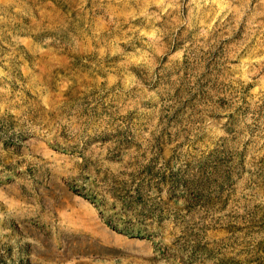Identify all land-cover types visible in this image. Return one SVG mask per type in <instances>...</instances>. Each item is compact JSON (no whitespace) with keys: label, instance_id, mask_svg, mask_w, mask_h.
<instances>
[{"label":"rangeland","instance_id":"rangeland-1","mask_svg":"<svg viewBox=\"0 0 264 264\" xmlns=\"http://www.w3.org/2000/svg\"><path fill=\"white\" fill-rule=\"evenodd\" d=\"M0 264H264V0H0Z\"/></svg>","mask_w":264,"mask_h":264}]
</instances>
